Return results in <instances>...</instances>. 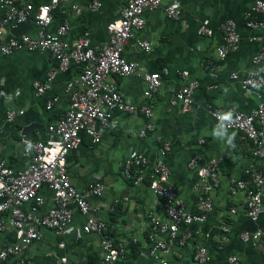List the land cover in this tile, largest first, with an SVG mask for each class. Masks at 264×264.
<instances>
[{
	"label": "crops",
	"instance_id": "crops-1",
	"mask_svg": "<svg viewBox=\"0 0 264 264\" xmlns=\"http://www.w3.org/2000/svg\"><path fill=\"white\" fill-rule=\"evenodd\" d=\"M52 0H29L34 7L47 5ZM93 0H72L60 4L53 11L54 20L49 30L55 32L65 21L71 24L68 36L74 42L85 33H90L94 48L100 49L108 41L107 23L118 19L125 0H102L99 9H89ZM179 3L182 16L170 19L165 7ZM254 0H163L158 9L145 13L146 25L128 42L123 55L140 65L139 74L130 77H112L123 98L136 107L149 105L155 131L146 137L140 132L146 126L141 112L130 115L114 114V126L103 131L102 140L94 144L91 137H84L81 148L68 157V174L72 184L85 194L91 205L90 216L103 221L108 226L109 237L126 246L127 255L122 264H162V256L150 255L153 233L151 217L167 222L165 203L153 194L149 184L154 176V164L161 159L163 142L170 143L171 151L164 161L171 170V182L177 187L178 197L185 203L190 213H199L197 202L202 195L199 168L213 159H219V187L209 197L214 205L213 212L202 224L182 226L178 238L172 245L173 253L165 257L168 264H197L194 256L199 246H205L210 254L207 264H231L234 257L241 264H264V240L245 243L240 239L244 232L253 233L264 227L263 212L258 221L247 215L244 193L232 196V180H244L250 187L249 171L257 166L264 174V156L256 158L251 141L240 132L228 131L210 113V109L222 114L234 111L255 110L261 96L248 94L241 88L240 80L232 79L236 73L240 77L258 74L264 70V60L255 64L254 59L262 50L260 42H251L252 37H262L264 27L251 30L247 27L246 13ZM72 5H78L74 11ZM9 12L0 3V20ZM253 19L264 22V14H255ZM234 20L241 35L238 51L221 59L219 48L223 37L221 25ZM29 29L23 35L36 36L38 26L33 19L27 20ZM26 21V22H27ZM201 26L214 31L212 36L200 32ZM8 27L6 38L13 36ZM138 40L148 41L150 51L136 52ZM167 68L169 74L163 77V85L151 100L143 96L145 73H155ZM58 70L57 61L49 53L16 51L11 55L0 52V162L16 172L28 168L30 159L24 155L23 139L43 141L47 139V128L55 124L70 105L68 88L75 90L80 74L79 67H71L68 72H59L52 88L43 98L36 97L33 84L45 81L48 73ZM188 72L184 79L180 73ZM199 81L200 86L193 96V105L183 112L182 103L171 104L176 93L189 81ZM58 96L59 102L48 110L46 102ZM24 111L12 121L8 112ZM214 131L218 135H214ZM229 137H233L229 143ZM160 139V140H159ZM136 155L148 159L144 180L138 185L134 178L138 168L132 170L133 178L125 174V163ZM193 159H198L196 169L190 167ZM102 184L100 196L91 192V187ZM45 204L41 207L34 202L27 204L26 211L45 215L53 207V193L44 188L41 191ZM87 218L79 211L74 212L73 223L64 234L42 229L43 237L33 243L22 255L12 256L0 264H18L26 260L29 264H61L66 258L69 263L98 264L103 254L102 241L96 234L83 231ZM229 232H224V227ZM193 236L183 241L184 235ZM225 237L229 241H225ZM157 239L167 236L157 233ZM15 241L14 231L0 237V249Z\"/></svg>",
	"mask_w": 264,
	"mask_h": 264
},
{
	"label": "built area",
	"instance_id": "built-area-1",
	"mask_svg": "<svg viewBox=\"0 0 264 264\" xmlns=\"http://www.w3.org/2000/svg\"><path fill=\"white\" fill-rule=\"evenodd\" d=\"M72 0H52L47 5L34 7L29 0H0V3L9 9L7 16L0 20V52L11 55L16 51L27 50L30 52L49 53L58 63V70L48 73L45 81H35L33 84L36 97L43 98L52 88V84L59 72H68L71 67L79 66L80 74L76 81L75 90L68 88L70 105L65 114L53 125L47 128V139L32 141L23 139L24 155L30 159L28 168L16 172L0 162V237L9 231H14L15 241L9 242L0 249V262H7L10 257L22 255L33 243L43 237L42 229L52 230L61 235L69 230L73 223L74 212L79 211L87 221L83 231L87 234H96L102 241L103 254L98 264H122L127 255L126 246L114 242L108 234V226L105 222L96 220L90 216L91 205L83 192H80L71 182L68 174V157L72 152L78 151L84 142V137H91L94 144L102 140L103 131L111 129L114 124V114L124 113L134 115L141 112L147 123L140 132L141 137L148 136L155 131L152 122V109L149 105L136 107L128 103L118 91L111 80L112 77H130L139 74L140 65L136 61H130L123 55L125 46L136 38V34L146 25L145 13L158 9L163 0H125V5L118 19L107 23L108 41L100 49L93 47L90 33H85L74 42H70L68 36L71 32V24L65 21L55 32L49 30L54 20L53 11L62 3ZM102 0H93L89 9H99ZM74 11L79 10L78 5H72ZM165 14L170 19H179L182 9L179 3H172L165 7ZM255 14H264V0H254L251 9L246 13V25L251 30L264 27V22L253 19ZM29 18L38 26L35 37L23 35L20 38H6L8 27H16ZM223 37L222 45L218 52L221 59L240 48L241 35L234 20H228L221 25ZM200 32L212 36L214 31L201 26ZM251 42H260L262 50L255 57L254 63L259 64L264 60V35L260 38L252 37ZM134 50L136 52L150 51L151 44L148 41L138 40ZM169 74L167 68L155 73H145L142 78L145 83L144 98L151 100L160 91L163 85V77ZM184 79L188 78V72L180 73ZM232 79L240 80L241 88L248 94H258L261 101L258 107L251 112L234 111L231 121H222L221 112L210 109V113L228 131L240 132L246 139L252 142L254 156H264V70L258 74H249L245 77L233 73ZM199 81H189L176 93L171 104L182 103L183 112H187L193 105V96L199 88ZM59 102L55 96L46 102L48 110L54 108ZM24 111L8 112L9 121ZM160 140V139H159ZM171 151L170 143L163 142L160 148L161 159L154 164V176L149 187L153 194L162 198L165 203L167 222H162L151 217L153 233L149 235L152 243L150 255L164 259L162 264H168L165 257L173 253V243L178 238L182 226L202 224L213 212L214 205L209 195L219 185V159H213L207 165L199 168L200 189L202 195L197 202L199 213H190L185 208V203L178 197L177 187L171 182V170L164 161ZM148 159L143 155H136L125 163V174L133 178L132 170L138 168L135 176V184L144 180V171ZM199 165L198 159L190 163L192 169ZM250 187L244 180H232L230 194L232 196L244 193L246 197L247 215L252 221H258L263 212L264 174L257 167H251L249 171ZM47 188L53 193V207L45 215H39L35 210L26 211L27 204L34 202L41 207L45 204L41 191ZM104 190L102 184L91 187V192L100 196ZM228 233L229 228L224 227ZM157 233L167 236L160 241ZM191 233L184 235L183 241L192 238ZM225 241H229L227 237ZM240 239L245 243H257L264 240V227L253 233L244 232ZM197 264H207L211 257L205 246H199L194 256ZM231 264H241L234 257L229 258ZM18 264H29L26 260H20ZM61 264L69 263L66 258Z\"/></svg>",
	"mask_w": 264,
	"mask_h": 264
},
{
	"label": "water",
	"instance_id": "water-1",
	"mask_svg": "<svg viewBox=\"0 0 264 264\" xmlns=\"http://www.w3.org/2000/svg\"><path fill=\"white\" fill-rule=\"evenodd\" d=\"M30 23L31 22L27 21V22L18 24L16 27L12 28L11 30L12 35L16 37L23 35L24 33L28 31Z\"/></svg>",
	"mask_w": 264,
	"mask_h": 264
},
{
	"label": "clouds",
	"instance_id": "clouds-1",
	"mask_svg": "<svg viewBox=\"0 0 264 264\" xmlns=\"http://www.w3.org/2000/svg\"><path fill=\"white\" fill-rule=\"evenodd\" d=\"M231 119H232V112H228L220 116V120L222 121H231ZM214 135H218V133L214 131ZM232 139L233 137H229V143L231 142Z\"/></svg>",
	"mask_w": 264,
	"mask_h": 264
},
{
	"label": "trees",
	"instance_id": "trees-1",
	"mask_svg": "<svg viewBox=\"0 0 264 264\" xmlns=\"http://www.w3.org/2000/svg\"><path fill=\"white\" fill-rule=\"evenodd\" d=\"M76 66H77V65H76ZM76 66H75V67H76ZM77 67H79V66H77ZM79 68H80V67H79ZM80 70H81V68H80Z\"/></svg>",
	"mask_w": 264,
	"mask_h": 264
}]
</instances>
